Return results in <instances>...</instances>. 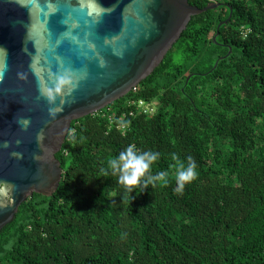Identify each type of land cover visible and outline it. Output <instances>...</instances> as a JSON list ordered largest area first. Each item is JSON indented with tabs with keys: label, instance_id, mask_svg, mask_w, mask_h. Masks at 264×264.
Instances as JSON below:
<instances>
[{
	"label": "trees",
	"instance_id": "obj_1",
	"mask_svg": "<svg viewBox=\"0 0 264 264\" xmlns=\"http://www.w3.org/2000/svg\"><path fill=\"white\" fill-rule=\"evenodd\" d=\"M219 2L135 89L72 121L57 190L0 231V264H264V0ZM129 145L159 152L151 172L166 177L132 196L104 171Z\"/></svg>",
	"mask_w": 264,
	"mask_h": 264
},
{
	"label": "water",
	"instance_id": "obj_2",
	"mask_svg": "<svg viewBox=\"0 0 264 264\" xmlns=\"http://www.w3.org/2000/svg\"><path fill=\"white\" fill-rule=\"evenodd\" d=\"M221 5L0 0V183L14 186L8 198L0 196V231L34 193L57 190L63 168L56 154L72 121L135 89L193 16ZM231 15L230 7L219 26Z\"/></svg>",
	"mask_w": 264,
	"mask_h": 264
},
{
	"label": "clouds",
	"instance_id": "obj_3",
	"mask_svg": "<svg viewBox=\"0 0 264 264\" xmlns=\"http://www.w3.org/2000/svg\"><path fill=\"white\" fill-rule=\"evenodd\" d=\"M160 159V153L156 151H138L135 145H129L118 156L108 161L105 173H111L119 178L120 184L125 186L129 196L135 191V186L147 189L157 181H165V173L153 175L152 165ZM198 176L197 164L191 157L187 166L181 165L177 173V185L179 191H183L185 185L194 181ZM14 186L0 183V196L8 198L13 192Z\"/></svg>",
	"mask_w": 264,
	"mask_h": 264
},
{
	"label": "built area",
	"instance_id": "obj_4",
	"mask_svg": "<svg viewBox=\"0 0 264 264\" xmlns=\"http://www.w3.org/2000/svg\"><path fill=\"white\" fill-rule=\"evenodd\" d=\"M209 2H219V0H209ZM242 34L244 36H246V32L245 31H242ZM128 104L138 106V109L141 110L144 114H146L148 116H152L155 113V110H156V106L154 104H148L145 101L131 100V101H129Z\"/></svg>",
	"mask_w": 264,
	"mask_h": 264
}]
</instances>
